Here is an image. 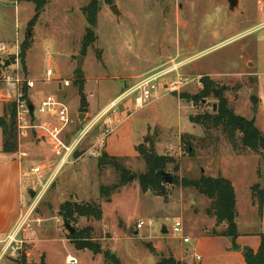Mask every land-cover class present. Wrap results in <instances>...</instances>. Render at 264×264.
Returning <instances> with one entry per match:
<instances>
[{"label": "rangeland", "instance_id": "1", "mask_svg": "<svg viewBox=\"0 0 264 264\" xmlns=\"http://www.w3.org/2000/svg\"><path fill=\"white\" fill-rule=\"evenodd\" d=\"M88 2L51 0L34 25L28 57L34 78L46 77L51 57L56 72L74 81L78 55L84 56L81 70L84 77L89 78L85 93L91 108L88 107L87 112L82 110L79 87L74 82L61 92L67 93L66 102L78 130L93 123L97 112L148 74L160 73L175 63H182L179 73L187 77L189 83L179 92L161 89L156 100L138 110L131 101L132 97L121 100L118 117L115 118L111 110L86 136L83 150L95 143L107 123L112 128L111 138L115 145H120L121 151L130 155L120 157L130 170V181L115 191L110 200L100 194V188L119 181L120 176L113 166L100 165L99 157L77 155L80 159L75 164L71 159L53 178L51 174L57 165L56 159L50 148L41 142V136L34 131L29 137L19 139V151L26 152L27 156L23 157L30 159L26 171L31 186L28 190L24 183L25 209L30 203H36L37 194L47 184L44 195L31 213L30 225L27 223L19 236L27 240L19 250L20 256L21 252L29 251L28 260L36 264L40 263L42 256L47 264H68V254L78 258L77 264H113L103 254L75 247L69 238L71 233L66 222L59 215L60 206L67 200L96 201L102 205L101 220L78 217L70 224L76 231L91 227L94 240L104 250L116 254L123 264H156L162 257L171 256L170 247L182 241L173 230L178 219L183 221L185 236L211 233L216 226L215 217L208 213L210 199L196 188L166 183L169 190L166 198L153 191H142L138 175L146 172L147 167L139 154L134 153L135 145L144 142L147 136L155 139L160 154L171 155L179 163L178 170L174 169L175 163L166 168L173 177L198 178L201 173L213 176L237 174L236 177L243 182L237 187L240 215L236 222L239 231H260L259 209L252 187L258 184L264 189V149L254 152L244 148L239 132L236 142L232 143L221 128L206 129L192 123L189 117L214 113L213 104H219L222 87L226 88L223 96L230 109L246 119L256 117L262 102L259 99L256 110L252 97H259L260 85L264 103V0H240L235 11L230 10L228 0L102 2L95 27L97 40L83 54L87 22L82 7ZM112 4L118 5L120 15L111 10ZM35 8L33 2L0 0V42L13 45L19 36L22 46ZM167 75L171 76V73ZM203 76H209L215 83L211 94L201 100L191 98L202 90ZM2 86L0 83V88ZM38 89L36 102L48 90L42 82ZM1 99V116L10 122L12 102ZM81 113L86 114L82 123L79 120ZM121 122L125 124L120 128ZM258 126L264 128V112L259 115ZM186 133L194 136L190 147L194 150L193 155L181 139ZM239 156L246 159L239 160V164L235 162V165L234 159ZM37 165L45 167L40 174L32 170ZM30 191L35 193L32 197ZM246 200L248 204L256 203L255 210L247 208L242 211ZM244 217L248 221H244ZM140 221L144 225L138 227ZM164 226L168 233L162 232ZM216 229L222 231L223 227ZM34 237L36 240L32 243ZM148 243H153L154 252L150 251ZM191 246L192 243L188 245ZM0 264L17 263L14 258L6 256Z\"/></svg>", "mask_w": 264, "mask_h": 264}, {"label": "trees", "instance_id": "2", "mask_svg": "<svg viewBox=\"0 0 264 264\" xmlns=\"http://www.w3.org/2000/svg\"><path fill=\"white\" fill-rule=\"evenodd\" d=\"M27 2H33L36 6L35 14L30 21V26H34L45 11L46 5L51 0H22ZM102 2L112 3V0H89V2L82 7V12L86 18L87 27L86 34L83 38V50L85 54L87 49L92 46L97 40L95 33V27L98 23V15L101 11ZM32 46V39L27 36L21 46V57L26 68V55L27 51ZM76 79L74 84L79 87L80 98L82 102V110L87 112L88 102L85 94L86 79L81 69L76 70ZM203 88L199 93L191 96L196 100H201L208 97L212 92V87L215 85L214 81L209 76H203L201 79ZM225 87H222L219 95V104L217 111L214 113H201L198 115H191L190 121L194 124L204 126L206 129L221 128L232 143L236 142V136L239 132L241 134L240 141L244 148L250 149L254 152L264 149V133L256 125V119L242 118L240 123H235L228 113L229 103L227 98L223 96ZM252 101L254 107L257 110L259 105V97L253 96ZM8 112V107L6 108ZM10 122L7 117L0 116V127L3 131V151L7 153L17 152L19 150L18 131L16 126V104L11 103L9 107ZM194 138L190 133H186L182 136V142L185 148L191 155L194 154V150L191 147V140ZM155 139L147 136L145 141L136 146V150L139 156L144 160L147 171L138 175L140 187L143 192L153 191L155 195L166 198L169 194V190L166 186V181L163 178L161 171L166 170L170 163H175L174 169L178 170L179 163H177L175 157L171 155L160 154L154 143ZM77 152L76 155H79ZM99 164H109L113 166L118 172L120 178L117 183L112 185L102 186L100 188V194L110 200L112 194L118 191L122 186H125L130 181V170L125 166L122 159L117 156H112L107 152H103L99 157ZM173 183L180 184L184 187L196 188L200 193L204 194L210 199V207L208 213L215 217L216 227L222 224L226 225V228L222 231H218L216 228L212 230V234L228 236L233 241V247L235 249H241L246 264H264V232L260 234L261 242L257 250L251 247L241 248L236 240L239 236L238 226L236 222L237 208H236V192L232 181L219 174L218 176H211L204 173L198 178L190 177H174ZM253 197L256 199L259 214L262 215L264 206V189L258 184L252 187ZM59 215L67 223L75 222L78 217H92L97 220L103 218L102 205L96 201H73L67 200L60 206ZM70 240L74 243L78 250L88 249L94 254H103L107 259L111 260L113 264H123L116 254L110 250H104L102 245L94 240L93 229L86 227L78 230L73 234H70ZM29 251L21 252L20 259L15 261L17 264H36L33 261L28 260ZM39 264H47L45 257L42 256ZM156 264H188L177 260L173 255L169 257H162Z\"/></svg>", "mask_w": 264, "mask_h": 264}, {"label": "built area", "instance_id": "3", "mask_svg": "<svg viewBox=\"0 0 264 264\" xmlns=\"http://www.w3.org/2000/svg\"><path fill=\"white\" fill-rule=\"evenodd\" d=\"M15 44V45H14ZM13 45L7 42H0V63L3 66V72L0 74V82L3 84L1 97L16 104V126L18 131V140L29 137L35 131L37 135L41 136V139L51 146L53 151L58 155L59 161L55 166L51 177L56 176L57 172L71 161L76 151H78L80 145L90 133L94 125L105 118L112 110L115 111V107L118 106L121 100L132 97L131 101L134 103L136 110L151 104L158 98L161 89L173 93L179 92L181 88L189 83L187 77L179 73V67L182 63H175L170 69L160 72L148 74L142 77L135 85L123 92L120 97L112 103V105L102 112L97 120L93 123L85 125V127L78 131L69 133V125L72 122L70 116V109L67 103L61 99L57 94H47L40 101L39 104H35L32 100L33 89H35L38 80L32 79L27 75L26 68L21 57V44L17 39ZM10 61L9 65H6L7 61ZM171 73V76L167 74ZM56 74L55 68L48 65L46 69V76L48 80H54ZM167 78L168 80H163ZM57 81L61 82L64 86L69 87L73 84V79L65 77H57ZM163 81V82H162ZM33 105V110L31 109ZM105 123L104 128L99 132L95 138V143L88 149L82 151L81 156L87 157H100L102 150L104 149L107 139L112 132L110 125ZM45 169L42 165L33 167L35 174H40ZM45 187L43 186L41 191L37 194L36 203L33 205L29 213L24 215L12 233L7 237L6 250L3 254L14 258L15 261L20 259V249L23 246V239L19 238L22 232L25 231V225L28 223L32 211L36 204L39 203L42 196L45 193ZM30 224L28 223V226ZM144 225L143 221L138 223V227ZM31 228V227H28ZM175 233L179 234V237L183 242H189L190 237L184 234V224L181 220H176L173 227ZM199 259L200 256H197ZM68 264H77L78 258L72 254L66 257Z\"/></svg>", "mask_w": 264, "mask_h": 264}, {"label": "crops", "instance_id": "4", "mask_svg": "<svg viewBox=\"0 0 264 264\" xmlns=\"http://www.w3.org/2000/svg\"><path fill=\"white\" fill-rule=\"evenodd\" d=\"M28 21L29 20H27V23ZM35 29H36V26H35ZM18 39H19V36H18ZM30 49L27 51L28 56L26 55V72L30 78L38 80L35 89H33L32 91L33 92V95H32L33 102L35 104L37 103L39 104L40 101L45 97V95L50 94V93L57 94L61 99H63L66 102L65 97L67 93L65 92L61 93V92L63 91L64 88H68V87L64 86L61 82L56 80L57 77L62 76L61 74H59V72H56L55 74L56 78L54 80H48V81H43L44 79H47V76L45 78L37 79L31 75L30 70L32 68L29 65V61H28ZM51 59L52 58L50 57L48 65L53 66L52 65L53 61ZM2 72H3V66L0 63V74ZM85 79H86V83H85V89H86V85L88 83L89 78L85 76ZM41 82L44 84V86L48 88V90L44 91L45 92L44 95L40 98L38 102H36L35 96L39 93L38 88H39V83ZM2 89H3V86L0 88V98H2L1 97ZM40 91L43 92L42 90ZM261 92H262V85H260V90H259V93H260L259 99L261 100L262 105L258 109V113L255 117L257 126H258V121H259V115H261L264 112V109H263L264 103H263V98L261 96ZM120 95L116 97L115 99L111 100V102L107 104L102 110L97 112L93 121L95 122L98 116L102 112H104L106 109H108L112 105V103L120 97ZM86 98L88 102V107L91 108L88 95H86ZM3 99L4 98H2L1 100ZM2 113H3V109H2V105H0V116L2 115ZM114 114H115L114 115L115 118H117L118 115L120 114L119 106L115 107ZM71 119H72V122L69 125V131H68L69 133L75 132L76 130L79 129L76 124L75 119H73L72 117ZM122 122L120 124V128L125 124ZM258 128L264 133V128H260V126H258ZM111 136L112 134L107 139L106 145L104 149L102 150V153L107 152L112 156L123 157V158L130 156L127 153H124L121 151L120 145H115V140H113ZM41 142L45 143L50 148V150L52 151L54 155V158L56 159V163H58L59 157L53 151L51 146L43 138L41 139ZM82 145H83V142L80 145L78 151H76V153L77 152L81 153L83 151ZM135 148H136V145H135ZM76 153L74 157L72 158V160H74L73 164H75L76 161L80 159L76 157L77 156ZM137 154L138 152L136 150L134 155H137ZM23 156H27V153L23 151H19V150L13 153H7L3 151V131H2V128L0 127V260L3 258H6V256L8 257V255H5V256L3 255L7 247L5 243V241L7 240V237L12 233L13 229L19 223L20 219L24 215H26V213L29 212L34 205L30 203L31 204V205L29 204L30 207L26 209L24 208L25 204L27 203V196L25 195L26 190L24 188V183H26L27 189L29 190L31 186V183H30L31 179L29 176V172L26 171V167H27L26 165H28V162L30 159H27V157H23ZM79 156H81V154H79L78 157ZM244 159H246L245 156H239L236 159H234L235 160L234 164L235 162L236 164H239L237 162L243 161ZM223 176L229 178L234 185L235 192H236V208H237V217H238L240 215V212L238 211V203H237L238 201L237 200V187L241 186L243 182L241 181V179L236 177L238 176L237 174H231V173L225 174L224 173ZM249 186L250 185H248V187ZM34 194H35L34 191H30L31 197ZM247 208L249 210L251 209L255 210L256 203L254 204V202L252 201L251 203L248 204V200H246L242 211L245 212ZM245 218L246 217H244V221H248V219H245ZM259 218H260L259 225L261 227L260 231L242 233L239 231V226L237 223L239 236L237 237L236 242L241 248L246 247V246L251 247L254 250H257L259 248L260 242H261L260 234L264 232V206H263L262 215L259 214ZM38 222H41V221L38 220ZM214 226H216V220L214 221ZM220 227H223V230H224L226 228V225L222 224L220 225ZM216 228H218V226ZM188 237L191 238L189 242L180 241L178 245L171 246L169 249L171 254L179 261L186 262L188 264H246V260H245L242 250L235 249L233 247L232 239L228 236L215 235L212 233H200V234H194L193 236H188ZM193 239H195V244H193ZM34 240H36L35 237L34 239L31 240V242L34 243ZM23 241L26 242L27 240L23 239ZM191 243H192V246L188 247V245ZM197 256H200V258L198 259Z\"/></svg>", "mask_w": 264, "mask_h": 264}, {"label": "water", "instance_id": "5", "mask_svg": "<svg viewBox=\"0 0 264 264\" xmlns=\"http://www.w3.org/2000/svg\"><path fill=\"white\" fill-rule=\"evenodd\" d=\"M229 2V5H230V10L231 11H235L238 6H239V3H240V0H228ZM111 10L117 14V15H120L121 14V11L119 10L118 8V5L117 4H112L110 6ZM34 29L33 26H30L27 30V33H28V37L31 38L32 36V30ZM82 59H84V56L83 55H78V59H77V62H78V69H82ZM10 64V61L8 60L6 62V65H9ZM214 95L217 96V91L214 92ZM31 109L33 110V105L30 106ZM217 107H218V104L215 102L213 104V109L214 111H217ZM228 113L230 114L231 118L234 120L235 123H240V121L242 120V115L240 114H237L235 113V111L233 109H228ZM86 116L85 113H81L79 115V120L80 122L82 123L84 121V117ZM203 171V170H202ZM161 174L163 176V178L165 179L166 183H169V184H172L173 181H174V177L173 175L166 171V170H162L161 171ZM66 227L69 229L70 233L73 234L76 232V229L74 227L71 226L70 223H67L66 222ZM163 233H168V229L166 228V226L163 227V230H162ZM148 247L150 249L151 252H154L155 251V247L153 245V243H148Z\"/></svg>", "mask_w": 264, "mask_h": 264}]
</instances>
